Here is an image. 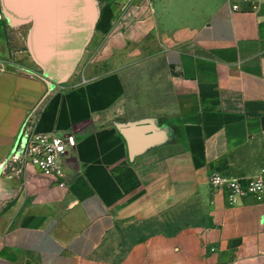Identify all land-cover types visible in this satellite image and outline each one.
<instances>
[{
    "label": "crops",
    "instance_id": "obj_1",
    "mask_svg": "<svg viewBox=\"0 0 264 264\" xmlns=\"http://www.w3.org/2000/svg\"><path fill=\"white\" fill-rule=\"evenodd\" d=\"M80 2L84 81L62 90L34 63V16L0 0V264H113L99 251L117 225L160 217L184 225L116 264H264V199L229 204L209 184L264 173V0ZM120 114L164 126L120 131ZM27 122L75 130L65 185L6 168Z\"/></svg>",
    "mask_w": 264,
    "mask_h": 264
},
{
    "label": "rangeland",
    "instance_id": "obj_2",
    "mask_svg": "<svg viewBox=\"0 0 264 264\" xmlns=\"http://www.w3.org/2000/svg\"><path fill=\"white\" fill-rule=\"evenodd\" d=\"M74 4L77 5L78 0H67L66 7H71L73 12L70 13L71 18L67 22V26H70L71 28L65 31L75 33L74 38L64 34L61 36V42L51 51L48 49L49 47H52V45L43 44L40 47L42 50L40 53V59L48 68V80L50 85H55L62 90L72 89L84 81V77L79 75L76 70L78 59L74 61L73 53L76 52V47L78 45L77 42L79 41L81 34L87 32L88 22L78 8H73ZM24 45L25 44L23 43L22 48H25ZM38 62L39 61L34 58V63L39 65ZM151 81L152 80H150V83ZM149 88H151V85ZM146 95L149 98L148 103L152 104L154 99H156L155 93L150 91L149 93L140 94L139 96L143 97L142 100L144 102ZM116 119L117 120L114 119V125L120 131L127 129L132 123L154 124L155 122L159 128L164 126L163 123H160L158 119L154 117L127 121V118H124V116L120 114ZM182 220H184V217H176L175 220L170 217H160L157 219L140 218L122 222L108 235L105 242L100 247L99 257L102 258V261L104 259V262L108 260L111 263L116 264L124 258L127 252L135 244L148 236L161 233L173 234L174 231L171 229L183 226L184 222Z\"/></svg>",
    "mask_w": 264,
    "mask_h": 264
},
{
    "label": "built area",
    "instance_id": "obj_3",
    "mask_svg": "<svg viewBox=\"0 0 264 264\" xmlns=\"http://www.w3.org/2000/svg\"><path fill=\"white\" fill-rule=\"evenodd\" d=\"M233 11L242 9L243 5L252 7L256 0H231ZM78 139L75 130L65 135L58 132H44L37 128L36 122L25 123L17 134L15 143L6 159V168H18L26 171L29 166L60 185L67 183L66 170L72 153L76 149ZM209 184L213 190L224 193L229 204H235L245 197H253L257 201L264 199V173L246 177H231L218 171L209 176Z\"/></svg>",
    "mask_w": 264,
    "mask_h": 264
},
{
    "label": "water",
    "instance_id": "obj_4",
    "mask_svg": "<svg viewBox=\"0 0 264 264\" xmlns=\"http://www.w3.org/2000/svg\"><path fill=\"white\" fill-rule=\"evenodd\" d=\"M8 8L13 10L19 16H29L32 15L36 19V27L33 31V42H32V54L35 60L39 61V65L45 72L48 79V68L41 62L40 49L41 45H52L49 47V51L54 50L56 45L61 42V36L64 34L70 37L75 36L73 32H65L71 27L67 26V22L70 20V13L73 12L71 7H66L67 0H5ZM80 0L78 4H74L73 8H78L81 12ZM83 15V13L81 12ZM85 18V16L83 15ZM86 19V18H85ZM87 20V19H86ZM88 22V20H87ZM87 32L81 34L78 45L76 47V52L73 53L74 61L80 52V48L83 42L86 40L89 34V22L87 27ZM71 31V30H70ZM47 40V41H46ZM49 81V80H48ZM50 83V82H49Z\"/></svg>",
    "mask_w": 264,
    "mask_h": 264
}]
</instances>
